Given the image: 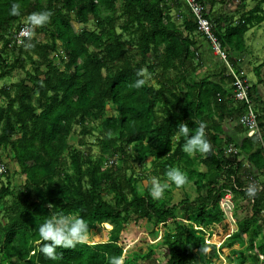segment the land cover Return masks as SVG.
Here are the masks:
<instances>
[{
    "label": "trees",
    "instance_id": "obj_1",
    "mask_svg": "<svg viewBox=\"0 0 264 264\" xmlns=\"http://www.w3.org/2000/svg\"><path fill=\"white\" fill-rule=\"evenodd\" d=\"M198 1L210 9L216 4V0ZM13 2L21 5V15L11 14ZM179 2L0 0V81L18 71L23 74L18 82L0 89L4 100L0 104V165L1 151L9 150L19 175L25 178L17 191L9 183L0 187V216L4 219L0 222V264H110L112 256L122 258L124 264H197L193 249L203 253L211 247L207 241L223 220L222 193L238 185L241 166L232 168L218 158L214 145L209 153L200 155V161L192 159L183 151L186 137L177 136L180 123H187L193 131L201 121L218 124L219 117L214 120L210 107L224 97L220 83L208 78L187 80L202 53L200 42L193 37L199 34L196 26L187 8L188 13L181 11ZM262 5L264 0H258L236 24L206 9L237 72L241 69L227 49L239 52L244 48L245 34L254 24L264 22ZM45 10L52 13L51 19L36 30L46 37L45 42L30 37L15 43L13 37L22 21L30 22L32 13ZM102 11L107 15L101 16ZM72 23L82 29L75 32ZM90 23L92 29L85 28ZM199 38L204 40L200 34ZM140 69H147L146 84L136 88ZM156 71L164 76L157 87L147 78ZM219 73L232 84L223 64ZM108 104L113 115L107 113ZM258 124L263 127L260 117ZM210 129L208 125L207 135ZM74 136L77 147L69 142ZM86 137L96 138L98 155L81 150L87 146ZM249 144L250 150L243 152L260 170L257 163L264 156L258 141ZM106 155L127 156L135 163H143L149 155L154 174L164 180L169 166H178L187 172L195 197L190 199L184 192L183 199L173 205L170 198L139 195V179L131 166L124 161L121 168L106 167ZM195 162L204 170L196 169ZM8 175L5 171L2 176ZM171 193L167 188L166 195L171 197ZM262 193L264 190L253 197L251 216L238 226L233 239L247 235L253 242L258 237L256 226L262 218L258 197ZM53 212L83 216L90 231L99 229L106 239L76 248L58 247V258H47L40 251L38 226ZM178 213L185 217L186 225L178 222ZM151 237L159 239L155 246ZM249 249L256 250L264 261V245ZM206 256L208 262L219 264L213 248Z\"/></svg>",
    "mask_w": 264,
    "mask_h": 264
},
{
    "label": "crops",
    "instance_id": "obj_2",
    "mask_svg": "<svg viewBox=\"0 0 264 264\" xmlns=\"http://www.w3.org/2000/svg\"><path fill=\"white\" fill-rule=\"evenodd\" d=\"M179 6H181V11L188 13L183 3L179 2ZM214 8L215 7L210 9L209 6L206 7L207 10H212V13H215ZM174 14H176V20L180 22L181 17L177 15L178 13H174L173 11L172 15ZM215 15L218 16L222 14L215 13ZM224 30L225 27H222V31ZM201 40L200 38L199 41ZM199 46V52L202 53L200 58L203 61L207 59L205 52L209 55V50L207 51L205 48L206 45L205 43L203 44V42H200ZM227 50L229 51V56H231V58L234 57L232 58L233 61H235L236 57L239 58L238 61L240 64H238V68L244 72V75L246 71L250 70L251 72L253 70L254 79L248 80L246 75L245 78L252 88L254 108L263 122V127L260 128V130L264 140V76L260 73L261 69H264V63L260 66L255 65L248 67L247 69L246 64H243L246 58L243 54L246 50V46H244L243 49L241 48L239 52L231 49ZM239 56H241L242 59ZM256 68H260L259 73L256 72ZM211 71L208 80L214 83H220L223 86L224 97L222 102H218L215 106L211 105L210 107L213 111L214 120L217 121V117H219V122L215 124L216 122L212 123L207 120V124L211 126L208 138L211 144L214 145L213 152L218 158L227 161L232 168L240 165L241 169L237 179L238 185L234 187V190L227 188L224 189L222 193L220 209L222 211L223 220L217 225L216 231L209 237L207 244L210 245L217 254V262L219 264H264L262 256L256 250L251 251L249 249L250 246L257 248L264 245V193L258 197L261 200L259 204L262 208V218L258 221L256 226L258 237L255 238L253 242H250L249 236L247 235H243V238L240 240L232 238V236L237 233L238 226L251 216L250 199L253 197L247 194L248 189L252 188L255 190L256 186H261L264 190V161L257 163L258 166H261L260 170L255 169L248 161V155H246L243 150H250L249 141L258 140L253 136H249L248 131L241 126L240 118L244 114V109L243 106L234 99L232 84L219 76L220 69H212ZM258 147L261 149L260 144ZM201 154L202 153L196 154L198 156V161L201 159ZM196 155L192 154L191 158H196ZM199 170L203 171L204 167L200 166ZM260 192L255 190L256 194ZM177 193V189H174L171 193V197L175 199ZM181 200L182 199H180V201ZM180 201L172 204L176 205Z\"/></svg>",
    "mask_w": 264,
    "mask_h": 264
},
{
    "label": "rangeland",
    "instance_id": "obj_3",
    "mask_svg": "<svg viewBox=\"0 0 264 264\" xmlns=\"http://www.w3.org/2000/svg\"><path fill=\"white\" fill-rule=\"evenodd\" d=\"M257 1L258 0H216L214 10H215V13H221L222 16H229V18L232 19V23L236 24L239 21V18L241 17L242 14L247 13L248 11H250L254 8ZM261 8L264 10V5H262ZM106 15H107L106 12H104V11L101 12V16H106ZM263 17H264V13H263ZM24 24L31 26V29H32L31 39H35L38 42H45L46 37L43 34L36 32V30H39V26L32 25L27 20L22 21L21 25H24ZM92 27L93 26L91 23L85 26V28H88V29H92ZM72 28L75 32H79L82 29V26H79L75 23H72ZM11 34L14 36L15 31H12ZM193 37L197 38L198 41L200 39V38L198 39L199 34H196ZM13 40L15 41V43L19 44V42H17L14 39V37H13ZM199 42H203V44L205 43V45H206L205 48L207 49V51L209 50V55H208V53L205 52V55H207V59H204L203 61L200 59L199 61L194 62L195 71L190 70L189 74L187 75V80H189V81L190 80L199 81V80H202L205 78H210L209 74L212 72L211 70L212 69L213 70L214 69L219 70V69H221V66H222L220 61L218 59H216V57H214L209 44L204 40H201ZM244 42H245L246 50H245V52H243V54L246 56V58H245L243 64H246L247 69H248V67H252L255 65L260 66L262 63H264V22L260 25L254 24L249 29V31L245 34ZM58 51H60V49ZM239 57H241V56H239ZM52 58H54L56 63L58 62V59L55 57L54 54L52 55ZM232 58H234V57H232ZM238 59L239 58L236 57L235 61H233L237 65L240 64ZM241 59H242V57H241ZM13 60L14 59H12V58L8 59V61L10 63L13 62ZM241 64H242V62H241ZM26 69L29 70L30 66L27 65ZM260 73L264 76V69H261ZM245 75H246L248 80L254 79L253 70L251 72H250V70L246 71ZM21 78H23L22 72L21 71L15 72L11 76V78L6 79L4 81H0V89L4 88V87H6V88L10 87L12 84L18 82ZM147 78L150 81V85H152V86L154 85L155 87H157L158 80L163 81L164 76L162 75L161 72L156 71V74L154 76L147 77ZM3 102H4V100H3L2 96L0 95V104H3ZM106 110H107L108 115H113V109H112V106L110 104H108L106 106ZM77 130H79V129H77ZM77 140H78V138L76 136H74L70 139L69 142L73 146L77 147V145H76ZM84 142L87 144V146L84 148H81V150L90 151L93 155H98L99 150L95 145L96 144V138L95 137H86V138H84ZM1 152H2V165L5 167V171H7L9 173V175H8V178L3 177V176L0 177V187L5 186V185H7V183H9L11 189L14 191H17L23 186L25 178L22 175H19V168L14 163L12 153L9 150H2ZM127 154H129V157L131 156L130 154H132V152H131L130 148H128ZM194 155H196V154H194ZM129 157L126 156L123 158L120 155H114V156L106 155L104 157L105 165H106V167H109L112 164L113 166H115V168H121L122 163L125 161L126 163H128V166H131L133 173H134V176L139 179V183L137 184V187H136L138 194L139 195H146L148 193L150 194L151 181H152V178L154 176H156L153 172V167L151 165L152 158L148 155V156H146V159L143 163H135ZM197 158H198V156L196 157V160H197ZM198 165L199 164L195 162V168L199 170ZM156 177H158V176H156ZM160 179L162 182L165 181L162 178H160ZM172 186H175V185L170 184V186L168 187V189L170 188L171 191L174 190ZM181 187H182V189L177 188L178 193L175 195V199L170 197V195L169 196L165 195L164 198H166V199L170 198L171 203H175L177 201H180V199H183L184 192L188 194L190 199H193L195 197L194 189H193L191 182H187L185 184V186H181ZM171 196H172V194H171ZM8 201H10V199H8ZM1 207L2 206H0V208ZM177 220L180 224H183V225L187 224L185 221V217L179 213H178ZM0 222L4 223V219L1 216H0ZM145 230H146V232H149L151 230V227L147 226L145 228ZM138 232L142 235V230H139ZM105 239H106V236H105L103 231H101L99 229H96V230L93 229L92 231H90V238L87 242L88 243H95V242L104 241ZM158 240L159 239H154L153 237H151V245L155 246L156 243L158 242ZM208 246H210V245H208ZM209 248H211V247H209ZM209 248L206 251H204L203 253H200L199 251L193 249V252L197 255L196 256V263L197 264H213V263H210L206 260V258H207L206 255L209 252ZM158 256H159V248L156 251V257L158 258Z\"/></svg>",
    "mask_w": 264,
    "mask_h": 264
},
{
    "label": "clouds",
    "instance_id": "obj_4",
    "mask_svg": "<svg viewBox=\"0 0 264 264\" xmlns=\"http://www.w3.org/2000/svg\"><path fill=\"white\" fill-rule=\"evenodd\" d=\"M10 12L12 15H21V5L13 2ZM50 11L34 12L29 17L30 23L35 26L47 24L51 19ZM32 47L33 45H28ZM147 69H140L138 78L134 87L141 88L146 84L143 78ZM208 125L206 121H201L199 127L194 131L187 123H180L177 136L186 137L183 144V151L189 155L195 153L207 154L212 150L211 141L208 138L206 129ZM167 179L161 181L159 177L154 176L151 181V197L155 200H161L166 195V189L170 184L177 187L184 186L188 182V174L178 166H169L166 172ZM250 197L256 195L255 190L248 189L247 193ZM89 222L81 215L74 213L53 212L39 226L38 234L42 240L40 251L49 259L56 260L58 258L57 248H76L79 244L86 243L90 238ZM110 264H124L122 258L117 256L110 257Z\"/></svg>",
    "mask_w": 264,
    "mask_h": 264
},
{
    "label": "built area",
    "instance_id": "obj_5",
    "mask_svg": "<svg viewBox=\"0 0 264 264\" xmlns=\"http://www.w3.org/2000/svg\"><path fill=\"white\" fill-rule=\"evenodd\" d=\"M184 6L189 11L193 23L196 26L197 32L209 44L211 51L223 64L232 79V88L234 99L243 106L244 114L240 118L241 126L248 131L249 136L255 137L264 156V140L258 124V114L254 108L253 100L250 95V85L247 82L244 72L233 67L228 59L226 49L222 46L214 32L212 22L206 17V8L198 0H181ZM31 37V27L28 25L21 26L20 30L14 36V39L21 43L23 40ZM5 167L0 165V177L4 174ZM259 192L263 190L261 186H256ZM253 203V198L250 199V204Z\"/></svg>",
    "mask_w": 264,
    "mask_h": 264
}]
</instances>
